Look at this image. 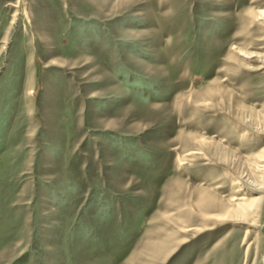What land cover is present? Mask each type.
Instances as JSON below:
<instances>
[{"label":"rangeland","instance_id":"obj_1","mask_svg":"<svg viewBox=\"0 0 264 264\" xmlns=\"http://www.w3.org/2000/svg\"><path fill=\"white\" fill-rule=\"evenodd\" d=\"M263 258L264 0H0V264Z\"/></svg>","mask_w":264,"mask_h":264},{"label":"bare ground","instance_id":"obj_2","mask_svg":"<svg viewBox=\"0 0 264 264\" xmlns=\"http://www.w3.org/2000/svg\"><path fill=\"white\" fill-rule=\"evenodd\" d=\"M248 250V249H247ZM263 262H264V258H263ZM264 264V263H263Z\"/></svg>","mask_w":264,"mask_h":264}]
</instances>
